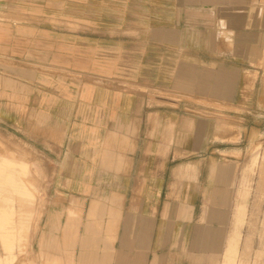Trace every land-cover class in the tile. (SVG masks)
<instances>
[{"label":"crops","instance_id":"0c3cea01","mask_svg":"<svg viewBox=\"0 0 264 264\" xmlns=\"http://www.w3.org/2000/svg\"><path fill=\"white\" fill-rule=\"evenodd\" d=\"M127 1L137 5L138 13L132 37L125 34L127 30H118L121 39L112 40L118 46L99 41L95 47H79L76 31L71 28H37L38 37H42L37 39L41 68L44 72L53 70L52 74L25 81L28 91L15 97L14 93L4 92L0 100H24L22 108L28 115L47 117L43 126L27 132L42 141L29 146L53 149V155L48 156L52 164L114 163L118 161L100 159L116 156L125 164L159 163L166 168L181 158L180 172L174 174L178 182L164 193L162 225H157L155 218L154 223L133 228V242L142 251L123 250L131 237L130 227L124 230L126 214L143 211L133 207L128 210L130 214L127 212L124 205L128 194L123 190L112 193L108 202L84 210L80 225L84 235L80 237L86 238L79 241L82 250L78 264H219L233 242L231 212L236 203L230 189L204 183L205 168L211 160L206 149L222 147V142L227 144L225 147H237L239 143L223 140L230 133L251 129V123H242L241 117L251 114L258 99L259 70H255V64L264 56V0ZM237 37H244V42H237ZM83 42L86 45L90 41L86 38ZM4 59L7 61V56ZM128 67L133 76L131 91L78 93L57 88L61 77L56 71L60 69L99 76L104 81L116 77L130 82L119 74ZM68 77L62 79L68 82ZM45 83L56 84V88H42ZM78 100L100 111L96 122L102 127L121 129L116 144L89 145L73 132L72 124L78 122L74 119ZM13 105L1 103L0 108L13 109ZM238 120L242 122L236 123ZM161 148L165 149L163 156ZM174 148L183 149L184 155L174 158ZM194 155L196 161L190 160ZM214 162L219 172L209 180L217 179L215 174L218 180L225 179L220 172L225 158ZM228 164L236 168L238 162L229 160ZM189 169L197 172L196 183L185 186L183 179ZM155 173L150 171L146 177L156 178ZM120 178L140 176L129 171ZM68 212L67 227H75L73 212ZM206 212L214 213L213 217L208 214L206 219ZM54 237L62 243L61 235ZM116 244L121 247L118 249ZM100 247L105 250L96 251Z\"/></svg>","mask_w":264,"mask_h":264},{"label":"rangeland","instance_id":"374dc122","mask_svg":"<svg viewBox=\"0 0 264 264\" xmlns=\"http://www.w3.org/2000/svg\"><path fill=\"white\" fill-rule=\"evenodd\" d=\"M103 2L105 1L89 0L86 3L85 0H76L74 3H69L68 0L54 2L0 0V97H4V94H1L4 92L14 93L12 97H15L28 91L25 86L28 84L25 81H33L39 75L52 74L53 70L44 72L41 68L42 58L38 54L37 39L42 37H38L37 28H71L76 31L77 46L86 48L97 46L95 43L99 41L114 44L112 40L121 39L118 33L120 29L127 30L125 34L132 37L136 23L134 16L136 11L138 13L137 5L127 3V0H108V4ZM5 36L6 40H4ZM86 38L90 42L85 45L83 41ZM236 39L237 42H244V37ZM157 49L159 51L160 47ZM6 56L7 61L4 59ZM255 65L258 66L255 70H259L256 88L258 99L254 101L251 114L241 117L243 122L236 121V123L242 122L248 125L251 123V129L243 133H230L229 138H231L223 140L239 143L237 147H225L227 144L222 142V147L218 145L206 149L207 154L211 155V160L206 165L207 170L205 168L204 183L213 188L223 186L235 195L236 209L231 212L234 237L230 246L235 248L236 253L232 264H261L264 248V56ZM56 73L58 77H61L56 83L60 91L83 93L102 90L112 92L134 90L131 82L132 69L129 67L123 71L120 70L119 74L121 79L126 76L130 82L116 77L104 81L99 76L66 73L64 69ZM64 75H70L68 82L62 79ZM56 84L45 83L41 86L56 88ZM191 86L189 84V87ZM176 87L180 88L179 85ZM189 91L192 92V89L189 88ZM25 102L21 99L0 100V104H14L13 109L9 106L6 107L7 110L0 108V161L5 159L14 162L16 176L22 180L29 193L27 196L19 193L10 194L12 201L9 204L0 200V207L10 206L14 209L15 223L24 225L22 231L20 230L21 233L17 235L14 250L16 258L9 264H78V257L82 250L79 241L86 238L80 237L84 235L82 233L84 228L80 227L83 225L81 221H83L84 210L89 206L108 202L112 193L123 190L128 194L124 205L127 212L130 214L128 210L133 207L143 210L131 215L126 214L123 221L124 230L130 227L131 237L130 243H126L123 250L125 252L141 250L138 243L133 242V228L149 225L152 221L154 223L155 218L157 225H162L164 193L168 187L178 182L174 179V174L180 172L178 166L181 164V158L167 164L166 168L164 164L159 163L156 165L125 164L120 157L116 156H103L100 159L118 161L114 163H49L48 160L51 159L48 156L53 155V149L29 146L30 144L38 145L42 141L27 132L28 129L43 126L47 117L28 115V112L22 108ZM83 102L78 100L77 109L74 111V119L78 122L72 124L73 132L89 145L116 144L121 129L102 127L99 122H96L97 117H100V111L84 106ZM12 110L13 114H10ZM181 150L183 149H173L174 158L184 155ZM160 155H165V149H160ZM219 157L226 160L220 171L225 179L218 180L219 176L215 174L217 179L209 180L214 172H219L216 169L217 165L214 164L216 163L214 160H218ZM63 159H65L64 156L61 157V160ZM89 159L96 160L92 157ZM189 159L196 161L195 155ZM229 160L238 162L236 168L228 164ZM154 170L156 178H147L149 172ZM129 171L140 178L129 180L120 178L127 175ZM186 172L187 178L183 179L185 186L195 184L197 172L190 169ZM5 196L8 195H2V197ZM239 206L244 207L243 220L236 218ZM69 209L73 212V223H71L76 225L71 228L67 227ZM208 214H212V217L214 215V213L206 212V219ZM218 217L219 215L216 216ZM94 218L93 220L96 219ZM58 235L62 236V243L56 242L59 238L54 236L58 237ZM74 241H77V245ZM115 246L118 249L121 247L120 244ZM161 247H164V243ZM104 250L100 247L96 251ZM0 256L3 259L7 257L1 246ZM225 256L219 264H225Z\"/></svg>","mask_w":264,"mask_h":264},{"label":"bare ground","instance_id":"6f19581e","mask_svg":"<svg viewBox=\"0 0 264 264\" xmlns=\"http://www.w3.org/2000/svg\"><path fill=\"white\" fill-rule=\"evenodd\" d=\"M22 168L25 169L24 167ZM14 193H19L23 196L29 195L22 180L16 176L14 162L3 159L0 161V200L9 204L12 201L9 195ZM3 194H7L8 196L2 197ZM15 214L14 209L10 206L0 207V246L7 255L4 259L0 256V264L12 263L16 258L14 250L16 249L17 235L19 232L21 233L24 225L22 223L18 225L15 223ZM243 217L244 207L239 206L236 211V218L243 220ZM235 253L234 247H230L227 250L225 264L233 263Z\"/></svg>","mask_w":264,"mask_h":264}]
</instances>
